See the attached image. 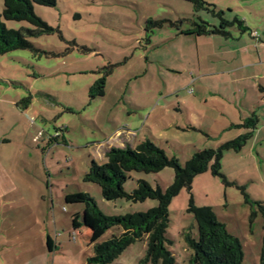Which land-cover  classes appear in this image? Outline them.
Returning a JSON list of instances; mask_svg holds the SVG:
<instances>
[{"label":"rangeland","instance_id":"374dc122","mask_svg":"<svg viewBox=\"0 0 264 264\" xmlns=\"http://www.w3.org/2000/svg\"><path fill=\"white\" fill-rule=\"evenodd\" d=\"M201 1L57 0L53 8L34 7L46 29L2 20L7 29L39 33L28 38L33 50L0 56V264H86L95 245L122 230H92L84 194L109 217L157 206L107 202L97 185L84 183L91 163L105 164L110 148L149 141L184 166L196 152L236 138L230 121L239 115L224 102L240 100L224 87L228 66L221 53L228 40L182 33L225 21L232 23L224 30L232 38H248L237 19L264 41V0ZM106 74L103 96L90 98ZM250 145L223 153L222 177L209 168L190 191L172 198L166 238L176 264H188L191 254L183 232L190 228L197 236L190 200L211 208L239 240L242 264H259L263 219L254 203L264 209V150ZM173 179L171 168L131 172L123 190L131 193L144 181L165 191ZM146 249L145 240L135 242L111 264H140Z\"/></svg>","mask_w":264,"mask_h":264},{"label":"trees","instance_id":"16d2710c","mask_svg":"<svg viewBox=\"0 0 264 264\" xmlns=\"http://www.w3.org/2000/svg\"><path fill=\"white\" fill-rule=\"evenodd\" d=\"M203 3L201 0H196ZM57 0H3V11L0 15V56L15 50H33L29 37L38 35V31H24L7 29L4 21L27 22L36 28L46 29V25L34 13L35 6L53 8ZM240 28L243 23L234 20ZM219 28L205 23L195 25L193 29L182 34L209 36H228L224 30L232 25L222 21ZM107 74L99 78L90 88V98L102 97ZM258 118L253 113L243 121L242 127L247 131L237 138L221 144L216 149L198 151L191 159L180 165L174 157H168L163 150L149 141H143L136 147H112L104 154L106 163L98 165L92 162L88 172L84 175V183L94 184L100 188L103 200L107 202L125 200L131 203L156 201L157 206L145 213L126 214L109 217L104 215L94 200L87 194L80 197L84 205L87 221L92 230L108 231L119 227L122 233L106 242L97 244L93 249V256L87 258L86 264H111L130 245L145 240L147 249L140 264H176L175 258L168 246L171 242L166 238L169 227V205L173 197L181 190L190 191L193 179L205 173L209 168L212 175L222 177L220 160L224 152H239L252 137L256 130ZM165 168L174 171L172 185L165 191L152 188L144 181L137 183L136 189L126 193L123 186L129 179L131 172L156 174ZM246 204H250L244 188L239 189ZM263 219V240L259 264H264V209L258 204ZM187 212L192 215L196 225L197 236L194 237L191 229L187 228L182 239L185 247L190 251L188 264H242V246L237 238L229 234L224 224L220 223L209 207H196L190 200ZM255 213L251 212V217ZM47 247L53 252L54 243L48 238Z\"/></svg>","mask_w":264,"mask_h":264},{"label":"crops","instance_id":"0c3cea01","mask_svg":"<svg viewBox=\"0 0 264 264\" xmlns=\"http://www.w3.org/2000/svg\"><path fill=\"white\" fill-rule=\"evenodd\" d=\"M242 23L241 29L247 30L249 37L243 34L234 38L231 35L226 36L227 46L221 53L223 61L228 66L222 74L228 80L224 85L227 88L225 91L235 97L238 95L240 100L233 103L227 97L224 102H227L239 115L238 122L230 121V128H235L239 133L236 134V138L247 132L242 127L246 118L253 113L258 117V124L260 123L261 126L253 131L248 142L251 141L252 151L262 153L261 150H264V125L261 123L264 122V41L257 35L253 36L255 31L248 30L249 27L244 25V21Z\"/></svg>","mask_w":264,"mask_h":264},{"label":"built area","instance_id":"2783aa9c","mask_svg":"<svg viewBox=\"0 0 264 264\" xmlns=\"http://www.w3.org/2000/svg\"><path fill=\"white\" fill-rule=\"evenodd\" d=\"M253 36H256V33H253Z\"/></svg>","mask_w":264,"mask_h":264}]
</instances>
